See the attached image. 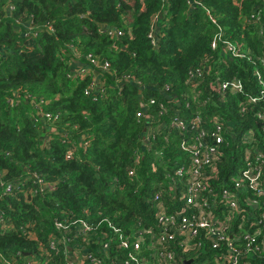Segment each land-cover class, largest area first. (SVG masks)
Masks as SVG:
<instances>
[{
    "label": "trees",
    "instance_id": "trees-1",
    "mask_svg": "<svg viewBox=\"0 0 264 264\" xmlns=\"http://www.w3.org/2000/svg\"><path fill=\"white\" fill-rule=\"evenodd\" d=\"M188 1L0 0V183L19 185L0 200V264H68L56 222L68 226L65 238L81 240L96 264H107L103 246L116 238L113 228L131 238L153 225L152 198L164 192L166 175L183 154L177 132L164 127L151 137L154 124L136 117L142 103L156 102L148 111L163 124L176 111L188 120L217 116L231 126L218 166L222 184L241 166L237 137L257 132L263 147L261 123L245 101L264 102V0H199L194 8ZM156 13L153 46L148 34ZM251 15H259L258 23ZM45 24L53 32L41 29ZM29 26L40 27L36 36ZM102 26L122 36L110 37ZM214 37L221 41L212 49ZM223 41L237 44L245 57L223 54ZM68 45L81 62L91 55L108 64L103 93L84 92L91 74L67 76ZM126 76L136 85L115 84ZM232 79L241 83L239 94L223 96L216 85ZM159 104L165 115L158 114ZM36 179L48 186L41 191ZM82 222L91 225L86 238L72 234Z\"/></svg>",
    "mask_w": 264,
    "mask_h": 264
},
{
    "label": "built area",
    "instance_id": "built-area-1",
    "mask_svg": "<svg viewBox=\"0 0 264 264\" xmlns=\"http://www.w3.org/2000/svg\"><path fill=\"white\" fill-rule=\"evenodd\" d=\"M188 4L194 8L200 5V1L189 0ZM160 17L161 14L156 13L151 18L152 29L148 39L153 46L156 44L153 33ZM258 17L259 15H251L254 23H258ZM28 28L35 30L34 33L28 32L33 36L40 30V27ZM41 29L53 32L52 26L48 24ZM102 30L110 37L122 36L120 31L113 28L102 26ZM219 41V37H214L212 49L217 47ZM223 45L222 53L228 57H245L237 44L223 41ZM68 48L72 50V57L67 76L84 80L91 74V81L84 92L88 95L103 93L100 81L103 74L109 71L108 64L100 63L91 55L84 57L85 63L81 62L76 48L73 45H68ZM206 70L207 68L203 71ZM203 73L199 72L197 77ZM195 78L191 74V79ZM126 83L136 85V81L130 76L115 82L119 86ZM216 86L223 96L227 91L238 93L241 90V83L237 79L223 81ZM245 102L255 111L257 120L261 123V134L264 135V113H259L257 109L264 102L251 98ZM155 104L153 100L146 105L142 103L141 109L136 113L137 119L148 126L150 122L154 124L150 127L152 138L164 127L177 132L181 136L177 146L183 159L171 174L166 175L164 192L158 191L152 198L153 225L137 228L131 238L113 228L116 238L103 246V251L107 253V264H183L187 260H192L191 264H252L256 258H264V140L263 147H260L257 132L253 131H246L237 137L234 142L241 166L237 175L231 176L222 184L218 166L224 154L223 146H229L225 134L231 126L226 129L223 119L217 116L209 120H203L200 116L188 120L176 111L163 124L157 121L158 118L154 121L148 111V107ZM239 107L242 108V113L246 110L243 103H239ZM159 109V115L166 114L167 109L162 104H159ZM39 118L49 120L51 116L40 113ZM147 141L149 137L145 138V142ZM87 144L88 142L83 143V147ZM70 154V151L66 154L68 160L71 159ZM36 183L40 185L41 191L48 186L41 180L36 179ZM0 187L3 188L0 200L3 195L12 194L14 189L19 190L17 183H0ZM163 194L166 200L163 199ZM2 222L3 217L0 215V225ZM55 227L64 232L62 243L66 248L64 251L67 252L68 264H75L76 261L79 264L99 263L98 259L87 255L86 246L81 240L74 244L72 240L65 238L70 233L65 223L56 222ZM90 231L91 225L82 222L73 227L72 234L78 238H86ZM71 244L73 252L70 251ZM50 248H54L53 243ZM118 250L121 257L119 254H112ZM25 262L36 264L31 259Z\"/></svg>",
    "mask_w": 264,
    "mask_h": 264
},
{
    "label": "water",
    "instance_id": "water-1",
    "mask_svg": "<svg viewBox=\"0 0 264 264\" xmlns=\"http://www.w3.org/2000/svg\"><path fill=\"white\" fill-rule=\"evenodd\" d=\"M192 263V260H187V261H184L183 264H191Z\"/></svg>",
    "mask_w": 264,
    "mask_h": 264
}]
</instances>
